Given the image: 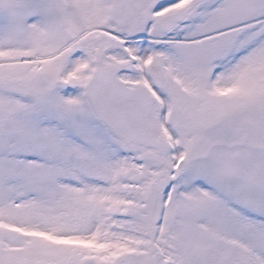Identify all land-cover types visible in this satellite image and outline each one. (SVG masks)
Listing matches in <instances>:
<instances>
[{"label": "snow or ice", "instance_id": "6c2138e0", "mask_svg": "<svg viewBox=\"0 0 264 264\" xmlns=\"http://www.w3.org/2000/svg\"><path fill=\"white\" fill-rule=\"evenodd\" d=\"M0 264H264V0H0Z\"/></svg>", "mask_w": 264, "mask_h": 264}]
</instances>
